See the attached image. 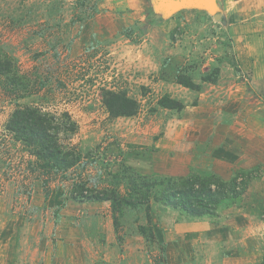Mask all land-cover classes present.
Segmentation results:
<instances>
[{"label": "rangeland", "instance_id": "obj_1", "mask_svg": "<svg viewBox=\"0 0 264 264\" xmlns=\"http://www.w3.org/2000/svg\"><path fill=\"white\" fill-rule=\"evenodd\" d=\"M213 1L221 20L200 9L165 17L153 0H0V49L19 74L0 76V264H264V7ZM110 89L138 113L112 118ZM164 97L182 108H161ZM21 107L77 125L61 139L85 165L52 176L49 198L6 129ZM126 167L159 180L237 176L244 192L217 217L152 201L117 214L116 226L110 202L71 199L73 183L113 189Z\"/></svg>", "mask_w": 264, "mask_h": 264}, {"label": "trees", "instance_id": "obj_2", "mask_svg": "<svg viewBox=\"0 0 264 264\" xmlns=\"http://www.w3.org/2000/svg\"><path fill=\"white\" fill-rule=\"evenodd\" d=\"M0 76L12 83L19 79L18 69L13 60L6 57L0 49ZM179 85L192 91H200V87L190 76H182L176 81ZM214 82L207 78L205 83ZM104 105L109 115L114 118H130L139 111L138 102L127 93L115 90L104 92ZM159 106L167 110L181 109L179 101L164 97ZM8 132L13 134L17 142H21L35 158L33 172H40L41 181L49 198L52 191L48 190L52 176L78 170L82 163V155L74 147H65L62 136L72 137L77 125L68 114L61 116L45 113L35 107H21L14 111L6 124ZM0 162L6 159V153L0 151ZM82 164V165H81ZM43 177V178H42ZM113 189L88 190L86 182L73 183L74 189L70 196L75 201L110 202L115 219L117 214H124L126 209L146 207L154 201L162 206L183 212L190 218L217 217L219 212L237 204L244 188L240 191L239 177L224 181L216 173H200L192 171L184 178L147 177L137 174L133 169L123 168L112 176ZM148 220V219H147ZM153 235V229L142 227V234Z\"/></svg>", "mask_w": 264, "mask_h": 264}, {"label": "water", "instance_id": "obj_3", "mask_svg": "<svg viewBox=\"0 0 264 264\" xmlns=\"http://www.w3.org/2000/svg\"><path fill=\"white\" fill-rule=\"evenodd\" d=\"M153 3L156 12L165 17H170L185 9H200L208 11L217 20H221L213 0H153Z\"/></svg>", "mask_w": 264, "mask_h": 264}, {"label": "crops", "instance_id": "obj_4", "mask_svg": "<svg viewBox=\"0 0 264 264\" xmlns=\"http://www.w3.org/2000/svg\"><path fill=\"white\" fill-rule=\"evenodd\" d=\"M249 1L250 0H237L236 1V3H241V7L242 8H249V9H252L253 7L254 8H261L262 6L264 7V3L263 4H260V3H258L257 5H255V4H252V3H249ZM252 2V1H251ZM258 81H260V84H263L264 85V79L262 80H258ZM242 98H244V97H242ZM244 100V99H243ZM242 102H244V101H242ZM260 122V121H259ZM241 136H243V138L245 139V141H247L248 142V140L251 138L250 136H251V133L249 132V130L247 131H245L244 129L242 130L241 129Z\"/></svg>", "mask_w": 264, "mask_h": 264}]
</instances>
